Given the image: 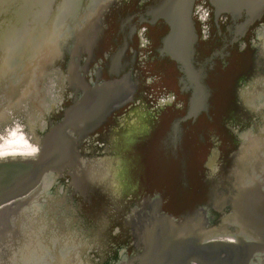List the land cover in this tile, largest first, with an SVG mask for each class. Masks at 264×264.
I'll return each mask as SVG.
<instances>
[{
	"label": "flooded vegetation",
	"instance_id": "1",
	"mask_svg": "<svg viewBox=\"0 0 264 264\" xmlns=\"http://www.w3.org/2000/svg\"><path fill=\"white\" fill-rule=\"evenodd\" d=\"M162 4L164 0L121 3L111 16L112 28L103 40L99 37L98 15H90L77 32L74 51L79 64L72 65L75 56L72 54L71 63L65 66V78L62 70L54 73L47 45L38 55L31 45L24 50L29 53L24 52L20 59L12 54V60L16 59L12 66V60L0 59V160L34 157L45 135L63 120L71 106L82 102L103 103L97 95L88 98L98 87L113 88L117 84L121 89L111 108L103 111L95 108L92 118L85 119L87 122L82 120L78 134L72 133L82 148L74 172L68 168L60 174L52 173L48 175L51 184L48 188L41 186L22 201L0 209V264H83L88 257L100 259L105 253L107 257L117 258L128 255V262L142 264L147 230L165 217L176 226L194 227L202 242L263 241L241 219L236 201L244 189L264 193V173H260L259 163L252 162L256 174L245 165L264 151V146L259 149L256 140L243 141L239 137L225 142L222 137L223 131H228L225 124L228 118L222 115L243 112L254 129L258 123H264V107L258 112L246 104L264 96L263 40L258 45L256 41L249 42V36L264 20V11L260 19L243 27L251 16L250 11L244 10L240 17L228 11L219 14L211 0L195 1L190 14L195 30L201 27V32L222 37V47L220 51L211 50V59H206L204 64L219 54L220 63L217 61L208 69L204 64L201 67L208 78L201 80L208 95L207 104L194 114L196 80L169 54L173 24L158 13ZM114 14L117 16L113 19ZM207 21L211 24H206ZM248 56L254 57L244 58ZM196 57L197 54L194 67ZM148 65L158 66L163 74L175 75L173 82L178 91L165 107L154 104L158 95L162 96L160 91L137 90L141 83L138 76ZM236 72L242 74H232ZM53 80L55 89L63 81L66 85L65 96L56 111L52 104ZM87 147L93 151L81 153ZM216 152L224 160H231V169L224 179L226 192H218L221 195L213 192L205 202L201 198L202 183L204 175L207 179L210 173L205 163ZM234 166L240 171H233ZM92 172L95 186L90 187L88 177ZM132 177L136 178L133 189L129 187L133 184ZM247 178L249 184L243 185ZM56 180L65 182L61 190L59 186L53 187ZM255 182L262 187L252 188ZM44 189H50V195L45 197ZM166 194L172 196V203H167ZM128 204L132 207L129 210ZM167 204L178 208V213L166 211L170 207ZM109 212L112 217L108 218ZM105 214L106 218L101 219ZM72 215H75L73 220ZM80 216H92L93 229L89 232L92 241L88 240L92 247L86 246L82 233L73 231L72 225L80 221ZM78 226L83 229L82 223ZM107 227L113 229L121 244L119 247L114 242L103 252L94 242L96 235H105ZM53 239H56L55 247ZM249 264H264V250L254 253Z\"/></svg>",
	"mask_w": 264,
	"mask_h": 264
},
{
	"label": "water",
	"instance_id": "2",
	"mask_svg": "<svg viewBox=\"0 0 264 264\" xmlns=\"http://www.w3.org/2000/svg\"><path fill=\"white\" fill-rule=\"evenodd\" d=\"M195 1L164 0V4L158 10L161 16L170 19L173 24L169 54L182 63L186 73L196 80L198 94L192 100L194 114L206 108L208 97L201 83L205 77V71L203 68L196 70L193 64L199 39L190 19ZM211 1L219 14L228 11L240 17L244 10L250 11L251 16L243 27L260 19L264 11V0ZM238 35L243 34L238 33ZM116 85L112 86L113 88L98 87L90 93L89 99L97 95L99 100H103L100 105L82 102L71 106L63 120L45 135L34 157L0 160V209L28 197L34 190L43 186V181L48 175L60 174L68 168L72 171L77 169L80 154L78 140L72 133L78 134L82 120L92 118L95 115V108L99 107L100 111L111 108L113 100L121 91ZM261 187V183L255 182L252 188L258 190ZM239 198L236 201L237 213L249 228L255 229L260 234L263 241L234 242L214 239L202 242V236L194 232V227L176 226L169 217H165L161 222L155 221L147 230L146 250L140 259L142 264H179L181 262L189 264L191 261L195 264H249L254 253L264 250V193H252L244 189ZM132 263L133 261L128 262V264Z\"/></svg>",
	"mask_w": 264,
	"mask_h": 264
},
{
	"label": "rangeland",
	"instance_id": "3",
	"mask_svg": "<svg viewBox=\"0 0 264 264\" xmlns=\"http://www.w3.org/2000/svg\"><path fill=\"white\" fill-rule=\"evenodd\" d=\"M43 1V2H42ZM126 0H0V52L1 58H6L12 60V54L16 55V59H20L21 55L24 54L25 49L27 46L31 45L33 48H36L37 55L41 52L45 46L49 49L50 61L52 63V68L55 72L62 73L61 70L64 72L63 76L66 77L65 73V66L66 64L71 63L72 54L75 56L72 60V65L77 66L79 64L77 60V54L75 53V46L77 43V32L82 26V23L85 19L89 18L90 15H98L99 23H98V32L100 39H104L108 35V31L112 28L111 16L114 11H117L118 5L125 2ZM117 16L114 14L113 19ZM206 24H211L210 21H207ZM117 26V25H116ZM200 26V25H199ZM201 27L197 29V34L199 36L198 44L196 46V54L197 57L195 59V68L198 70L199 68L203 67L202 65L205 63L206 59L210 58L211 50L221 49L222 47V37L210 35L206 32H201ZM257 38H259L257 40ZM263 40V48H264V20L261 22V25L258 24L254 29L253 34L249 36V42L254 44V42H258ZM101 41V40H99ZM256 45V44H255ZM207 46V49H206ZM33 51V50H31ZM29 53V52H28ZM253 54V52H252ZM251 54V55H252ZM34 55V54H33ZM36 56V55H35ZM23 57V56H22ZM221 55L219 54L217 58L215 57L212 61L208 60V63L204 64V67L208 69V67L212 64L214 65L217 61L219 62ZM252 58L254 56H248L244 58ZM237 58V57H236ZM15 59V60H16ZM15 60L11 61V66L16 62ZM222 64V63H221ZM249 64V63H248ZM143 71L140 72L138 79L141 83L138 84V91L145 90H155L160 91L162 96L156 98L157 100L154 102L155 105L164 107L167 106L169 103L170 98L178 91L176 85L174 84L173 80L175 79V75L173 73L163 74L162 71L158 68V66L148 65L147 68H142ZM148 72V73H147ZM239 72L232 73L238 74ZM246 73V72H243ZM242 73L238 74L241 75ZM171 80V83H168ZM206 77V76H205ZM207 78V77H206ZM58 80V79H57ZM208 80V78H207ZM59 82V81H58ZM57 82V84H58ZM64 83V81H63ZM62 83L61 87L55 89L56 81L53 80L52 86L54 88L53 95H52V104L54 106V111L58 109V104L61 102V98L65 96V90ZM60 84V83H59ZM58 84V86H59ZM134 90H136V84L133 82L132 84ZM148 88V89H147ZM163 92H167L163 93ZM234 95V93H232ZM244 95L241 97L243 98ZM234 101L238 102L237 99L232 98ZM245 99V98H243ZM217 102V98L214 96L212 104L215 106ZM171 103V102H170ZM253 110L258 111L262 107H264V96L259 97L258 99L246 101ZM151 106V105H150ZM240 112V111H239ZM236 113L238 116L234 114L229 115H222V118H228L226 121V127L228 131H223V139L225 142H233L236 137H239L241 140L246 141L250 139L256 140V147L262 149L264 146V123H258L257 129H254L252 126V122L250 118L247 119L245 113ZM258 112H261L258 111ZM251 113V111H250ZM220 117V116H215ZM264 117V115H263ZM224 121V122H225ZM208 137V135H206ZM212 137V136H211ZM215 137V135H213ZM231 145V144H230ZM232 148V145L229 149ZM82 150L81 147H78V152ZM93 150L90 147L84 149L81 153H91ZM230 151V150H229ZM249 153H251L249 151ZM215 157L209 161L208 167L210 168V173L206 176L204 175L203 178V195H201L202 201L208 202L210 200V196L213 193L219 194L218 192L225 193L226 190L224 188V179L228 173V170L231 169L230 163L231 160H224L222 155L219 156V153H215ZM259 165L260 173H264V151L256 154V157L253 161H249L245 163V165L249 166V170L251 173L256 174L254 170V165ZM169 165L165 163V168L168 169ZM233 171L238 170L240 168L237 166L232 167ZM231 170V171H232ZM206 173V171H205ZM204 173V174H205ZM258 173V172H257ZM88 179L91 181L90 187L95 186L93 177L94 173H91ZM168 176V172L166 171ZM246 176H250L249 172H246ZM105 177V176H104ZM169 177V176H168ZM50 176L46 177V181L43 184L44 188H48L50 186V182L48 180ZM133 178V184H130L129 187L132 189L136 186V178ZM168 178L167 180H169ZM88 180V181H89ZM60 180H56L53 187L59 186L60 190L64 183L59 182ZM177 182V181H176ZM179 182V180H178ZM182 183V181H180ZM249 178L245 179L243 185L249 184ZM45 191V197L49 194L50 189ZM43 191V192H44ZM134 192V191H133ZM221 195V194H219ZM151 196V195H150ZM165 199L167 203H172L171 195L166 194ZM135 197L133 193V198ZM60 199V197H58ZM60 201V200H59ZM129 205V204H128ZM131 205H135L134 203ZM131 205H129V209H131ZM169 204H167L168 206ZM170 206V205H169ZM185 207V206H181ZM178 208L174 209L173 207H169L165 209L170 214L178 213ZM174 211V212H173ZM181 212V211H180ZM112 212L107 214L108 218L112 217ZM75 215H72V220ZM106 218V214L101 216V219ZM92 216L90 217H79V222H75L72 225L73 231L80 232L85 236L84 241L86 240V246L92 247V244L88 242V240L92 241V237L90 236L89 232L93 229L91 222ZM88 220V221H87ZM91 221V222H90ZM99 222V221H98ZM83 224V229L78 226V224ZM93 224V223H92ZM103 229V226L101 227ZM86 229V231H85ZM127 231L130 232V228H127ZM109 233V234H108ZM106 236V237H105ZM111 237V240H110ZM56 239L52 240L53 247H55ZM116 242L117 246L120 247V242L117 237H115L112 230H108L105 235L95 236L94 246H101L104 252L107 249L111 248V245ZM124 246V245H122ZM66 252V248L63 250ZM102 252V254H103ZM107 254V253H105ZM102 255L99 258H91L88 257L85 260V264H128L129 256L122 255L121 257L117 258L114 256L107 257L106 255ZM115 259H114V258ZM101 261V263H99ZM83 263V264H84ZM82 264V263H80Z\"/></svg>",
	"mask_w": 264,
	"mask_h": 264
},
{
	"label": "bare ground",
	"instance_id": "4",
	"mask_svg": "<svg viewBox=\"0 0 264 264\" xmlns=\"http://www.w3.org/2000/svg\"><path fill=\"white\" fill-rule=\"evenodd\" d=\"M45 179H46V178H45ZM45 179H44V180H45ZM43 182H44V181H43Z\"/></svg>",
	"mask_w": 264,
	"mask_h": 264
}]
</instances>
